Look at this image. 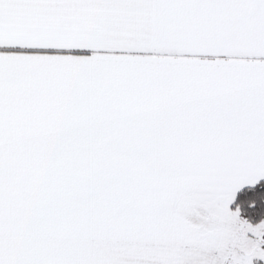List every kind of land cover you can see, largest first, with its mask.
Segmentation results:
<instances>
[{"label": "snow or ice", "instance_id": "snow-or-ice-1", "mask_svg": "<svg viewBox=\"0 0 264 264\" xmlns=\"http://www.w3.org/2000/svg\"><path fill=\"white\" fill-rule=\"evenodd\" d=\"M0 264H264V0H0Z\"/></svg>", "mask_w": 264, "mask_h": 264}]
</instances>
